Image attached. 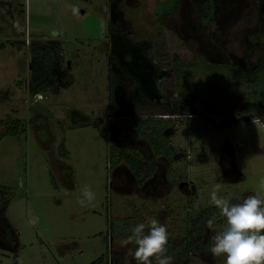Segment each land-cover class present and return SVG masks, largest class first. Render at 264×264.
<instances>
[{"label": "rangeland", "instance_id": "374dc122", "mask_svg": "<svg viewBox=\"0 0 264 264\" xmlns=\"http://www.w3.org/2000/svg\"><path fill=\"white\" fill-rule=\"evenodd\" d=\"M159 1L0 0V263L136 264L135 246L121 242L155 218L168 230L172 264H225L210 252L226 227L213 185L232 204L264 199V118L241 112L255 92L233 66L264 57V0L258 12L253 0H213L207 25L198 19L202 0H181L162 15ZM17 41L26 45L10 44ZM33 41H59L64 58L55 83L37 95L48 72L31 54ZM176 58L179 71L158 69ZM136 103L190 113L143 114L157 121L142 127L129 115ZM160 119L173 125V153L137 177L117 149L155 155L142 137L129 144L127 128L153 136ZM84 186L96 194L91 205L78 202ZM195 221L196 245L186 251Z\"/></svg>", "mask_w": 264, "mask_h": 264}, {"label": "trees", "instance_id": "16d2710c", "mask_svg": "<svg viewBox=\"0 0 264 264\" xmlns=\"http://www.w3.org/2000/svg\"><path fill=\"white\" fill-rule=\"evenodd\" d=\"M242 1H246V0H242ZM253 1H254V8L258 12L261 8L263 0H253ZM180 2L181 0L159 1L156 6V13L159 15H162L165 12H167L168 14H173L179 8ZM214 14H215L214 1L202 0L198 8L199 21L205 25L211 24ZM252 36L254 37L255 35ZM13 43H15L19 49H21L26 45L25 41L11 42L10 44ZM29 47L31 54L44 62L48 72L47 79L42 84H40V86L33 89V93L37 95L40 94L42 90L52 86L55 83L56 74L58 73L62 63L64 62V58L62 54V46L59 41H53L50 43H41V42L33 41L31 42ZM4 48H6V41L5 43L4 42L0 43V49H4ZM157 64H158V69L161 71L163 70L167 71L169 76L173 74L174 70L179 71L177 58L175 59L174 62L175 66H164L162 63H157ZM233 66L241 75L242 82L250 85L255 92L254 96L251 97V99L247 102L246 106L244 107L242 106L240 108L241 112L243 114H247L250 117V119L264 118V99L262 98V94H261L262 86L264 83V57L260 58L254 66H250L248 64H241L238 62H235ZM159 82L160 81H158V87L159 89L163 90L162 83ZM181 91H183V89H181ZM150 104L152 105L150 109L142 110V108H138V105L136 103L132 107L131 113H129L130 117L139 118L140 121L139 125L142 124V127L144 126L143 122L157 121L152 117L143 118L142 116L143 114L153 116L158 114L167 115L169 113L181 114L182 112L185 111L187 113H190L189 110L182 107H178L174 111H172L167 105L154 104V103H150ZM160 121H164V120L160 119ZM243 122L244 120L239 117L236 119L228 120L226 122V126L240 124ZM162 123L163 125L162 124L160 125L161 128L159 132H156L155 134H153V136L152 135L150 136L147 132H145L144 128L135 129L134 131H132L131 129L132 128L134 129V127L136 126L133 125L129 129L127 128L129 124L127 126V124L124 123L130 134L129 144L131 143L132 145H134L135 141L139 137H142L149 142V145L155 151V155L149 156L146 160H142L139 157H134L131 154L126 153L124 149H117V161L119 157H124L128 161L132 171L136 174L137 177H141L142 175L153 173L156 170V168L158 167L156 156L164 155L171 157L173 153L172 147L170 146V135L168 134V130H167V128H169L170 126L173 127V125L171 123V120H166ZM16 129L17 126L12 125L6 129V132L13 133L15 132ZM168 149L171 151H168ZM196 221L192 223L193 227L189 231V236H188L189 238L186 243V251L196 245V242L194 240V234L196 233L199 227L198 225L199 223ZM0 264H19V262L17 259H15L13 263H0Z\"/></svg>", "mask_w": 264, "mask_h": 264}, {"label": "clouds", "instance_id": "9594fccd", "mask_svg": "<svg viewBox=\"0 0 264 264\" xmlns=\"http://www.w3.org/2000/svg\"><path fill=\"white\" fill-rule=\"evenodd\" d=\"M77 14L78 9H72ZM221 186L213 185L211 203L220 209V216L226 219L223 231L212 237V256H226L225 264H264V199L258 194L249 195L242 203L232 204L229 198L220 196ZM82 206L91 205L95 192L90 186L81 189ZM198 206V205H197ZM38 217H30L29 223H38ZM216 217L206 221L210 231H214ZM169 233L165 225L150 218L147 223H139L131 229V235L121 242L122 247L134 245L129 250L136 264H172V257L166 255Z\"/></svg>", "mask_w": 264, "mask_h": 264}, {"label": "flooded vegetation", "instance_id": "af4514ba", "mask_svg": "<svg viewBox=\"0 0 264 264\" xmlns=\"http://www.w3.org/2000/svg\"><path fill=\"white\" fill-rule=\"evenodd\" d=\"M230 171H231V169H230ZM233 172V171H232Z\"/></svg>", "mask_w": 264, "mask_h": 264}]
</instances>
